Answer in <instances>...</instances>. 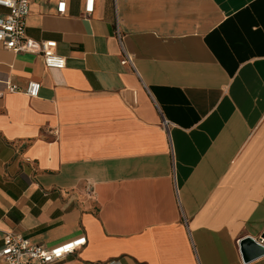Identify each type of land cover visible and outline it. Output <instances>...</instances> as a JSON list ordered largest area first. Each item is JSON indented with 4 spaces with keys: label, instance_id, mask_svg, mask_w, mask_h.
Here are the masks:
<instances>
[{
    "label": "crops",
    "instance_id": "0c3cea01",
    "mask_svg": "<svg viewBox=\"0 0 264 264\" xmlns=\"http://www.w3.org/2000/svg\"><path fill=\"white\" fill-rule=\"evenodd\" d=\"M82 12L30 0L26 36L64 69L0 44V249L85 237L56 264H264L240 251L264 247V0ZM29 82L37 98L7 90Z\"/></svg>",
    "mask_w": 264,
    "mask_h": 264
},
{
    "label": "built area",
    "instance_id": "2783aa9c",
    "mask_svg": "<svg viewBox=\"0 0 264 264\" xmlns=\"http://www.w3.org/2000/svg\"><path fill=\"white\" fill-rule=\"evenodd\" d=\"M56 13L64 15L68 0H55ZM30 0H0V6L7 10V14L0 17V44L12 53H27L40 55L47 69H64L65 59L59 56L55 41L36 42L26 36V18L29 13ZM96 0H83V17L88 18L95 10ZM119 35V34H117ZM119 37V36H118ZM126 61L131 64L127 57ZM40 84L29 82L24 89L9 85L8 92H23L29 98H37ZM164 126L167 123L164 121ZM86 244V238L81 237L68 241L56 247L46 249L39 245H32L28 240L14 233H5L0 249V259L3 264H56L65 257L78 251Z\"/></svg>",
    "mask_w": 264,
    "mask_h": 264
},
{
    "label": "water",
    "instance_id": "95a60500",
    "mask_svg": "<svg viewBox=\"0 0 264 264\" xmlns=\"http://www.w3.org/2000/svg\"><path fill=\"white\" fill-rule=\"evenodd\" d=\"M240 251L244 262H248L264 255V247L258 245L249 238L240 242Z\"/></svg>",
    "mask_w": 264,
    "mask_h": 264
}]
</instances>
